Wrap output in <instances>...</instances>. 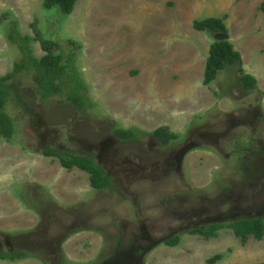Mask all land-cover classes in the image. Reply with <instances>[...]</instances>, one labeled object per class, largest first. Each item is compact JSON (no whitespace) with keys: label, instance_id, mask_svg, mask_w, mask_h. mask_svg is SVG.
Instances as JSON below:
<instances>
[{"label":"rangeland","instance_id":"374dc122","mask_svg":"<svg viewBox=\"0 0 264 264\" xmlns=\"http://www.w3.org/2000/svg\"><path fill=\"white\" fill-rule=\"evenodd\" d=\"M43 2L0 0V77L22 60L8 40L16 21L37 59L46 53L36 31L59 46L56 55H75L93 108L42 102L33 75L19 78L31 114L11 107L17 136L0 140V252L30 258L0 264H208L218 255L216 264H264V238L243 245L228 229L210 240L188 234L264 219V0H79L68 17ZM209 18L224 20L257 90L243 88L237 66L204 85L210 49L225 38L194 29ZM113 125L149 136L121 141ZM161 128L178 139L164 147L151 137ZM185 145L181 169L172 159ZM44 149L89 154L114 187L94 190L89 174Z\"/></svg>","mask_w":264,"mask_h":264},{"label":"trees","instance_id":"16d2710c","mask_svg":"<svg viewBox=\"0 0 264 264\" xmlns=\"http://www.w3.org/2000/svg\"><path fill=\"white\" fill-rule=\"evenodd\" d=\"M79 0H44L43 7L47 11L59 9L61 13L70 16L75 5ZM261 10L264 12V4ZM9 15H2L1 20L6 21ZM194 29L201 33H211L223 35V40L216 41L209 53L204 72V85L210 86L218 77L219 73L228 66H237L240 73V82L247 92L257 90V80L248 74L242 68V56L234 49L233 44L228 37V28L224 20L209 18L196 21L193 24ZM36 38L40 42L42 50L46 55L37 59L34 56L32 47L33 39L29 36L22 35L18 30L16 21L9 24L8 40L11 45L15 46L22 60L16 63L12 73L5 77H0V140L4 139L12 142L17 136V125L13 116L9 113V109L22 110L27 114L30 109L25 104V100L21 95L19 78L23 74H32L34 77V94L42 102L50 101L53 98H64L76 112H88L92 109L91 100L88 99L89 87L80 74L77 64H75V55H56L59 46L53 42H47L41 38V33L36 31ZM264 123V118H263ZM111 133L119 140L125 142H135L149 136L138 130H123L113 125ZM151 137L158 140L163 146L167 147L171 142L178 139V135L171 133L165 128L156 130ZM45 157L57 158L61 166L67 170L78 168L86 172L90 176V183L96 191L112 190L114 184L106 172V170L96 163L89 154H79L76 152H57L49 149L42 150ZM232 230L235 237L241 241L243 245L247 244L249 239L253 237L257 241L264 238V219H238L229 223H216L203 225L188 234L201 236L206 240L217 238L218 233L222 230ZM181 241V237L174 236L166 242L167 246L176 248ZM61 253V252H60ZM61 262L63 254H61ZM30 258V255L22 250L7 251L0 253V260L15 263ZM222 259L221 256H215L208 261V264H216ZM60 262V263H61ZM47 264V262H43Z\"/></svg>","mask_w":264,"mask_h":264},{"label":"flooded vegetation","instance_id":"af4514ba","mask_svg":"<svg viewBox=\"0 0 264 264\" xmlns=\"http://www.w3.org/2000/svg\"><path fill=\"white\" fill-rule=\"evenodd\" d=\"M261 117V113H259V115L258 116H256L255 118H256V120H257V118H260ZM193 145V144H192ZM192 145H190V146H188V145H185L184 147H180V149H178L177 150V152L175 153V158L174 159H172V160H174V161H177L178 160V162H177V166L179 167L180 166V168L182 169V165H183V163H184V161L187 159V157L191 154V152L192 151H189V148L192 146ZM104 157L103 156H99V160L100 159H103ZM99 164V163H98ZM100 165V164H99ZM172 166V167H171ZM168 168L169 169H171V168H173V164H171V163H168ZM179 168V169H180ZM203 226V225H202ZM200 227V226H199ZM198 228V227H197ZM11 251H13V250H10V252ZM0 253H2V252H0Z\"/></svg>","mask_w":264,"mask_h":264},{"label":"clouds","instance_id":"9594fccd","mask_svg":"<svg viewBox=\"0 0 264 264\" xmlns=\"http://www.w3.org/2000/svg\"><path fill=\"white\" fill-rule=\"evenodd\" d=\"M254 78H255V77H254ZM255 79H256V78H255ZM171 143H172V142H171ZM171 143H170V144H171ZM160 144H161V143H160ZM170 144H169V145H170ZM169 145H168V146H169ZM164 147H165V146H164Z\"/></svg>","mask_w":264,"mask_h":264},{"label":"crops","instance_id":"0c3cea01","mask_svg":"<svg viewBox=\"0 0 264 264\" xmlns=\"http://www.w3.org/2000/svg\"><path fill=\"white\" fill-rule=\"evenodd\" d=\"M251 75V74H250ZM252 76H254V75H252ZM255 77V76H254Z\"/></svg>","mask_w":264,"mask_h":264},{"label":"water","instance_id":"95a60500","mask_svg":"<svg viewBox=\"0 0 264 264\" xmlns=\"http://www.w3.org/2000/svg\"><path fill=\"white\" fill-rule=\"evenodd\" d=\"M219 223V222H218ZM214 224H216V223H214Z\"/></svg>","mask_w":264,"mask_h":264}]
</instances>
